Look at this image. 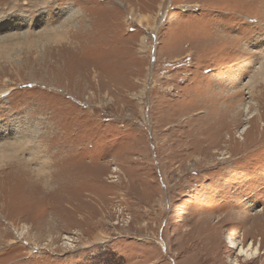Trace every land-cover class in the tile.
Returning a JSON list of instances; mask_svg holds the SVG:
<instances>
[{"label":"rangeland","instance_id":"obj_1","mask_svg":"<svg viewBox=\"0 0 264 264\" xmlns=\"http://www.w3.org/2000/svg\"><path fill=\"white\" fill-rule=\"evenodd\" d=\"M235 260L264 264V0H0V264Z\"/></svg>","mask_w":264,"mask_h":264},{"label":"bare ground","instance_id":"obj_2","mask_svg":"<svg viewBox=\"0 0 264 264\" xmlns=\"http://www.w3.org/2000/svg\"><path fill=\"white\" fill-rule=\"evenodd\" d=\"M262 241L259 244L260 248H262V244H263ZM229 248H231L233 250L236 249L238 257H244L246 259H251V260H253L254 258H258V255H259V258H260L261 257V253H262L261 250L259 249V247H255L253 245V243H251L248 246L244 247L240 243H237L233 239H231V241H230V247ZM217 259L221 260L222 256H218ZM233 263L234 264H239V261L235 260Z\"/></svg>","mask_w":264,"mask_h":264}]
</instances>
